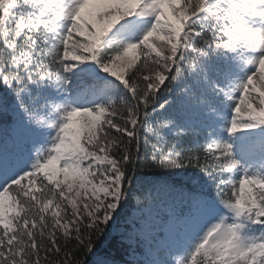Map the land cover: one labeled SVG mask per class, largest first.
<instances>
[{
  "label": "snow or ice",
  "instance_id": "1",
  "mask_svg": "<svg viewBox=\"0 0 264 264\" xmlns=\"http://www.w3.org/2000/svg\"><path fill=\"white\" fill-rule=\"evenodd\" d=\"M0 264H264V0H0Z\"/></svg>",
  "mask_w": 264,
  "mask_h": 264
},
{
  "label": "trees",
  "instance_id": "2",
  "mask_svg": "<svg viewBox=\"0 0 264 264\" xmlns=\"http://www.w3.org/2000/svg\"><path fill=\"white\" fill-rule=\"evenodd\" d=\"M150 179H155V177H150ZM142 198L144 194H141ZM135 206L134 202H130L129 211L131 208ZM102 251L105 253H112L116 256L117 259H120L123 256V253L119 251L115 245L113 244L112 238H106V240L102 243Z\"/></svg>",
  "mask_w": 264,
  "mask_h": 264
},
{
  "label": "rangeland",
  "instance_id": "3",
  "mask_svg": "<svg viewBox=\"0 0 264 264\" xmlns=\"http://www.w3.org/2000/svg\"><path fill=\"white\" fill-rule=\"evenodd\" d=\"M147 204H148V200L146 198H144V205H142V206H147ZM134 210H135V206L133 208H131V210L129 211V214H131Z\"/></svg>",
  "mask_w": 264,
  "mask_h": 264
}]
</instances>
